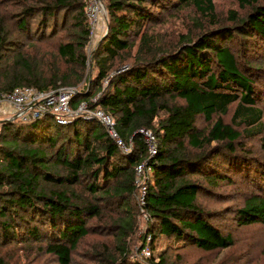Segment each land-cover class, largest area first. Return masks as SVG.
Returning <instances> with one entry per match:
<instances>
[{"label":"trees","instance_id":"16d2710c","mask_svg":"<svg viewBox=\"0 0 264 264\" xmlns=\"http://www.w3.org/2000/svg\"><path fill=\"white\" fill-rule=\"evenodd\" d=\"M105 1L109 27L95 51L96 90L80 95L89 108L114 118L118 135L127 145L132 142V149L125 152L94 117L78 116L66 124L52 114L26 123L4 120L1 246L44 243L59 264H72L73 251L90 232L89 221L105 215L115 219L111 227L125 241L135 232L141 195L136 168L145 161L150 172L142 208L149 221L143 241L149 237L154 246L162 237L180 249L206 252L230 247L232 235L199 196L242 179L253 190L232 210L233 219L240 227L264 224V141L259 156L242 143L246 131L264 126V69L254 64L264 56V0H240L251 10L237 24L218 26L166 51H157L148 25L163 12L192 4L212 15L213 0ZM16 2L19 8L0 16V95L19 86L46 91L69 84L45 56L27 49L40 51L64 32L55 42L56 57L86 69L91 27L85 0ZM137 38L140 48L133 61L109 77L113 62ZM234 104L231 121L225 122ZM199 117L213 121L207 131L197 127ZM140 129L155 134L154 156ZM189 146L201 152L189 153ZM125 245L116 264H168L167 250H153L141 261L122 256ZM0 264H8L3 256Z\"/></svg>","mask_w":264,"mask_h":264},{"label":"rangeland","instance_id":"374dc122","mask_svg":"<svg viewBox=\"0 0 264 264\" xmlns=\"http://www.w3.org/2000/svg\"><path fill=\"white\" fill-rule=\"evenodd\" d=\"M3 1L5 0H0V3ZM6 1H8L6 6H0V16L20 7L16 0ZM90 1L85 0V8H87ZM213 4L215 10L212 15L200 11L195 4L187 5L179 10L163 12L161 18L148 25L150 28L148 34L155 41L157 51L170 50L181 41L187 38H195L197 35L218 26H234L251 10L250 4L243 5L240 0H213ZM89 24L91 27L90 20ZM108 24L109 16L106 1L102 0L99 23L97 28L91 31L90 40L86 47V69L72 66L56 57L55 42L60 37L65 36L64 32L50 40L43 49H39L40 51L30 47L27 49L28 52H32L37 57L45 56V59L50 62V66L56 67L58 74L64 76L63 79H68L69 84L61 85L58 89H73L76 91L72 97L75 101V106L72 107L73 110L78 109L86 101L83 99L84 96L80 95L81 92L96 90L92 80L100 69L99 63H97L99 55L95 51L108 31ZM139 48V39H134L131 49L122 52L120 57L113 62L109 77L127 67L128 63L133 61ZM254 64L264 69V56H261L259 62ZM108 81V78L102 80V88L108 85ZM93 100H96V98ZM235 107L236 104L232 105L229 113L223 117L225 122L230 123ZM84 115L80 114L82 117H87ZM2 120L4 119L0 117V129ZM212 123L213 121L207 122L204 117H199L197 127L204 132L211 127ZM262 123L264 124V114ZM243 128L240 127L239 129ZM263 141L264 126L249 131V133L246 131L242 138L244 146L257 156L262 154L261 144ZM187 148L189 153L197 154L201 152L191 146ZM189 178L199 180L198 176H190ZM138 185L141 193L142 180ZM252 190L247 182L234 178L232 183L221 184L213 189L209 195L199 196V202L208 210L215 212V216H219L218 223L221 224L225 232L232 235L233 244L230 247L212 252H206L196 247L180 249L170 244L168 239L161 237L157 239L154 246L150 245L151 256H153V250L155 252L167 250L168 264H264V224L258 223L240 227L236 225L231 213L235 208L242 206L244 196ZM135 216V232L127 236L125 241L118 238L117 228L111 227L115 219L110 220V217L106 215L91 219L89 221L91 227L88 236L80 241L78 247L72 253V264H116L117 260L121 258V247L124 248V242L127 251L122 256L129 255V258L141 261L150 258L151 256L146 257L143 252L150 241L149 237H147L146 242L143 241L148 235L149 216L140 203ZM43 244L35 242L25 243V245L17 243L1 246L0 244V256H3L8 264H59L57 257L50 254Z\"/></svg>","mask_w":264,"mask_h":264},{"label":"built area","instance_id":"2783aa9c","mask_svg":"<svg viewBox=\"0 0 264 264\" xmlns=\"http://www.w3.org/2000/svg\"><path fill=\"white\" fill-rule=\"evenodd\" d=\"M102 0H91L86 8L87 16L91 23V31L97 28L100 19ZM75 90L54 89L40 90L34 86H19L13 90L0 95V117L4 120H15L21 122H30L39 119L47 114L55 116L57 121L62 124L69 123L80 114L87 117L97 118L109 130L111 136L117 141L121 148L126 152L132 149V142L129 145L123 142L115 129L114 118L100 109H91L85 102L78 109L73 110L71 106L72 97ZM146 140L150 156H154L158 151V144L155 134L150 129H140ZM150 168L144 161L136 168L139 184L142 180V192L139 197L141 206L145 205L147 192L146 178ZM146 257L151 256V246L148 244L144 250Z\"/></svg>","mask_w":264,"mask_h":264},{"label":"water","instance_id":"95a60500","mask_svg":"<svg viewBox=\"0 0 264 264\" xmlns=\"http://www.w3.org/2000/svg\"><path fill=\"white\" fill-rule=\"evenodd\" d=\"M108 27H109V26H108ZM15 119H16V118H13L12 121H15ZM2 121H4V120H2Z\"/></svg>","mask_w":264,"mask_h":264}]
</instances>
